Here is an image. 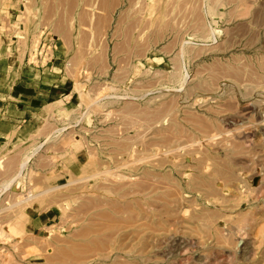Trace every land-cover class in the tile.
I'll return each mask as SVG.
<instances>
[{
    "label": "rangeland",
    "instance_id": "1",
    "mask_svg": "<svg viewBox=\"0 0 264 264\" xmlns=\"http://www.w3.org/2000/svg\"><path fill=\"white\" fill-rule=\"evenodd\" d=\"M22 1L75 98L0 156V264H264V0Z\"/></svg>",
    "mask_w": 264,
    "mask_h": 264
},
{
    "label": "crops",
    "instance_id": "2",
    "mask_svg": "<svg viewBox=\"0 0 264 264\" xmlns=\"http://www.w3.org/2000/svg\"><path fill=\"white\" fill-rule=\"evenodd\" d=\"M23 8L22 0H0V156L29 142L53 108L74 105L63 48L57 47L53 60L38 66L28 61L29 34H13L21 27ZM51 220L49 211L37 214L33 231Z\"/></svg>",
    "mask_w": 264,
    "mask_h": 264
},
{
    "label": "built area",
    "instance_id": "3",
    "mask_svg": "<svg viewBox=\"0 0 264 264\" xmlns=\"http://www.w3.org/2000/svg\"><path fill=\"white\" fill-rule=\"evenodd\" d=\"M57 47L54 39L41 36L38 46L28 54V61L38 66L46 64L53 60Z\"/></svg>",
    "mask_w": 264,
    "mask_h": 264
},
{
    "label": "bare ground",
    "instance_id": "4",
    "mask_svg": "<svg viewBox=\"0 0 264 264\" xmlns=\"http://www.w3.org/2000/svg\"><path fill=\"white\" fill-rule=\"evenodd\" d=\"M151 8V7H150ZM152 9V8H151ZM150 14V13H149ZM240 27V26H239ZM247 27V26H246ZM249 27V26H248ZM233 30V29H232ZM231 31V30H230ZM241 32V31H240ZM236 33V32H235ZM232 35V34H231ZM256 35V34H255ZM233 36V35H232ZM241 36V35H240ZM255 37V36H254ZM252 38V37H251ZM247 43V42H246ZM242 56V55H241ZM242 58V57H241ZM236 62V61H235ZM244 62V61H243ZM242 62V63H243ZM250 66V65H249ZM236 68V67H235ZM238 70V69H237ZM252 70V69H251ZM225 72V71H224ZM230 72V71H229ZM240 72V71H239ZM254 72V71H253ZM232 73V72H231ZM248 74V73H247ZM228 75V74H227ZM242 75V74H241ZM256 75V74H255ZM224 76V75H223ZM234 77V76H233ZM239 78V77H238ZM259 78V77H258ZM222 79V77H221ZM240 79V78H239ZM242 79V78H241ZM261 80V79H260ZM47 106V105H46ZM249 113V112H248ZM227 119V118H226ZM258 123V122H257ZM206 127V126H205ZM66 128V127H65ZM64 128H61L60 130H62ZM58 130L54 131V133H56ZM209 131V130H208ZM211 132V131H210ZM214 132V130H213ZM232 136V135H231ZM233 137V136H232ZM225 141V140H224ZM210 143V142H209ZM213 143V142H212ZM225 143V142H224ZM42 144V143H41ZM41 144L38 146V148L41 146ZM237 148V146L235 147ZM205 151V150H204ZM35 151H33L32 153L30 152L28 155H26L23 160L21 161V163H19V169L18 172L16 173V175L14 177H12L9 181H6L5 184L2 185L1 187V192L6 189L7 187L16 184L18 178L20 177L22 171L27 167L28 162L31 158V156L34 154ZM190 152V151H189ZM184 153V152H183ZM206 158V157H205ZM225 172V171H224ZM227 172V171H226ZM231 172V171H230ZM192 177V176H191ZM214 185V184H213ZM12 187V186H11ZM215 194V193H214ZM223 198V197H222ZM216 199V198H215ZM247 199V198H246ZM223 202V201H222ZM218 214V213H217ZM216 218V217H215ZM241 225V224H240ZM130 263V262H129Z\"/></svg>",
    "mask_w": 264,
    "mask_h": 264
}]
</instances>
